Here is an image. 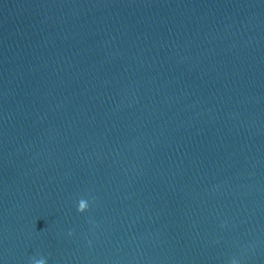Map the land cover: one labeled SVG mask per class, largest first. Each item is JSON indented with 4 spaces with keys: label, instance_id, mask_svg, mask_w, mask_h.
<instances>
[{
    "label": "water",
    "instance_id": "95a60500",
    "mask_svg": "<svg viewBox=\"0 0 264 264\" xmlns=\"http://www.w3.org/2000/svg\"><path fill=\"white\" fill-rule=\"evenodd\" d=\"M0 264H264V0H0Z\"/></svg>",
    "mask_w": 264,
    "mask_h": 264
}]
</instances>
